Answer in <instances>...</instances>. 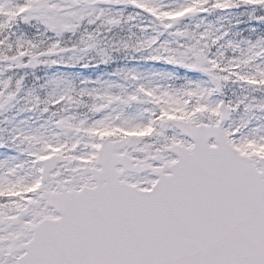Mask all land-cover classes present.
Wrapping results in <instances>:
<instances>
[{
    "label": "snow or ice",
    "instance_id": "6c2138e0",
    "mask_svg": "<svg viewBox=\"0 0 264 264\" xmlns=\"http://www.w3.org/2000/svg\"><path fill=\"white\" fill-rule=\"evenodd\" d=\"M0 264H264V0H0Z\"/></svg>",
    "mask_w": 264,
    "mask_h": 264
}]
</instances>
